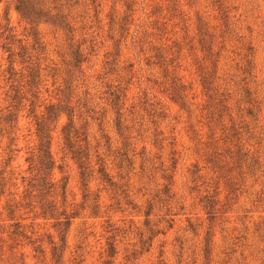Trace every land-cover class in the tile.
Segmentation results:
<instances>
[{
	"label": "rangeland",
	"instance_id": "1",
	"mask_svg": "<svg viewBox=\"0 0 264 264\" xmlns=\"http://www.w3.org/2000/svg\"><path fill=\"white\" fill-rule=\"evenodd\" d=\"M38 1L0 0V264H264V0Z\"/></svg>",
	"mask_w": 264,
	"mask_h": 264
},
{
	"label": "trees",
	"instance_id": "2",
	"mask_svg": "<svg viewBox=\"0 0 264 264\" xmlns=\"http://www.w3.org/2000/svg\"><path fill=\"white\" fill-rule=\"evenodd\" d=\"M16 1V10L18 13L21 15V17L26 20L29 24L34 25V24H49V25H54L57 26L59 25V15L58 14H52L51 10H47L44 8V6L41 4L40 1L38 0H15ZM5 46V45H4ZM3 46V47H4ZM22 56V55H21ZM22 57V62H24ZM79 62V60H77ZM75 65H78L77 63ZM10 76H8L9 80L16 81L18 80L16 76L18 75V72H14L13 67H9L6 70ZM21 79L25 80V83L21 84L25 90L23 93H25L23 96H19L20 89L22 87H18V89L13 88V90L17 91L15 94L11 95V99L13 101L19 100V97L21 99L26 100L28 106L30 107L29 110L31 113H34L35 111V98L37 97V92L36 88L38 87L40 77H39V69L37 67H30L29 73L28 74H20ZM28 93L30 96H28ZM60 115L59 113V108L56 106V104H50L46 107V110L43 111L40 115H35L38 119L37 125H38V130H39V136H40V144H39V149H40V154L38 155L39 158V163H40V170L44 172L45 170H48L52 166V157L49 155V151L45 149L47 140H45L47 137H49L46 134L47 130V123L48 121L54 120ZM71 128V125L67 124L66 126L63 127V133H64V139H65V145L70 146V139H68L69 132ZM28 159L32 160L31 157ZM46 173V171H45Z\"/></svg>",
	"mask_w": 264,
	"mask_h": 264
}]
</instances>
